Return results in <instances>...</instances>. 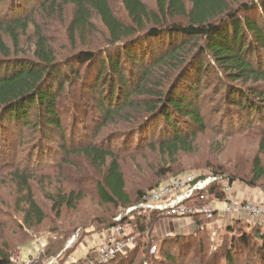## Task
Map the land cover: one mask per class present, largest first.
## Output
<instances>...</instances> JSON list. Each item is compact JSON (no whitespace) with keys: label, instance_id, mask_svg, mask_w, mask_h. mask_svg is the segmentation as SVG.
Returning <instances> with one entry per match:
<instances>
[{"label":"rangeland","instance_id":"obj_1","mask_svg":"<svg viewBox=\"0 0 264 264\" xmlns=\"http://www.w3.org/2000/svg\"><path fill=\"white\" fill-rule=\"evenodd\" d=\"M108 1L114 14L119 19L127 21L121 0ZM143 1L150 7L155 6V0ZM12 2L0 0V18H3V21L13 17L8 13ZM21 11L24 15L27 9ZM70 12L71 7L67 6L61 18L46 19L34 15L60 57L68 54L72 48L65 34ZM94 22L101 34L103 31L101 23L97 18ZM3 38L11 50L9 58L35 59L33 50L36 39L31 27L26 34L20 36L17 48L13 46L6 33L3 34ZM88 40L89 37L84 45V42L78 39L75 48L82 49L88 46L96 49L105 44L101 38L97 42L92 38L90 39L92 41ZM198 41L201 42V39ZM257 54L263 57L261 51ZM198 55L197 47L194 45L176 69L158 67L154 76L164 84L160 91L166 92L174 81H178L181 71L188 69L190 66L188 62L193 64ZM206 56L199 63L201 65L199 74L192 72L193 75L189 77V86L193 87V95L190 94L189 97L197 96V99L194 97L195 104L199 106L204 117L205 127L201 129L191 122L177 121V127L181 132L192 130L195 134L191 142V151L188 152L179 151L172 156L161 151L157 145L154 148L149 147L148 142L153 141L157 144L161 140L166 127L158 123L146 126L151 118L146 112L130 121L131 123L126 121V118L131 117L129 108L119 116L106 117L105 112L100 109L98 100L101 93L105 92L109 81L113 80V76L110 78L105 76L95 91H92L88 86L90 83L94 85L91 81V70L94 66L76 62L62 68L58 80L63 83V87L58 88V80L53 84L57 96L55 105L61 124L59 131L45 126L43 117L37 115L35 104L30 108L25 123L4 118L0 122V254L11 252V257L15 251H19L20 261L13 264H81V258L86 254L90 257L91 252L99 245L100 236L107 235L104 229L107 227L106 223L99 224L97 221L111 219L122 212L124 215H130L126 212L127 208L122 209L120 204L113 205L99 198L96 186L102 181L100 171L78 151L85 145L100 146L111 151L117 158L124 177L125 191L131 203L136 198L137 190L146 191L165 174L183 171L220 172L225 178L232 177L233 184L242 185L249 192L259 193L260 200H264V186L261 183L253 186L246 183L252 180V162L256 156L264 168V111L261 115L259 113V116L253 112L247 118L246 112L229 105L225 99L230 95L231 87L251 86L261 89L264 83L230 81L213 61L212 56ZM0 59L3 61L6 58ZM4 67L0 64V72ZM142 69L137 64H132V67L128 65L125 72L126 76H131L129 82L136 81L137 76L143 72ZM67 78L68 81L65 82ZM115 80L118 88L116 90L121 92L124 85ZM128 85L129 88L134 87L131 83ZM145 97L146 95H137L132 98L134 101H142ZM116 101L117 99H114L113 102ZM62 144L68 150L65 154L58 150V146ZM109 162L110 159L104 165V169ZM17 171L29 175L27 189L22 190L18 184L15 175ZM71 190L81 195V199L74 208L62 207L57 213L53 208L52 195ZM27 192L44 214L39 224H31L24 219L28 208L25 202ZM134 218L135 215L123 225L127 232L132 230ZM221 218L223 220L219 222L208 223L206 230L193 236L194 239L190 238L191 243L190 239H187L190 246L185 247L186 256L177 264H198L200 261L198 257L202 255L201 264H228L225 252L230 246L231 238L238 236L240 232H246L253 237L256 231L264 230V219L236 220L226 216ZM236 221L237 223H234ZM191 222L189 217L159 218L151 226L148 237L137 239L140 246L132 264H161L159 257L165 247L161 248V244L159 246L158 243L159 250L152 254L146 251V245L159 242L163 236L175 238L177 235L195 233L173 234L179 228L189 229V226L185 225L186 223L190 225ZM211 232H215L216 236L212 234L214 239L210 240L206 236ZM253 238L250 246H239L233 251V264H264V253L258 250L260 242ZM171 245L172 248L175 247ZM72 259L77 261L73 262ZM110 264H115V260Z\"/></svg>","mask_w":264,"mask_h":264},{"label":"trees","instance_id":"obj_2","mask_svg":"<svg viewBox=\"0 0 264 264\" xmlns=\"http://www.w3.org/2000/svg\"><path fill=\"white\" fill-rule=\"evenodd\" d=\"M12 1L8 13L13 17L8 21L0 18V57L6 58L3 61L0 59V64L5 66L0 72V122L6 117L19 123L27 122L29 110L35 104L37 115L43 117L45 126L59 131L61 124L56 110L57 96L53 84L61 75L64 65L68 66L76 62L94 66L91 70V81L94 85L90 83L88 86L92 91H95L94 89L105 76L109 78L113 76V80L109 81L105 92L101 93V98L98 100L100 109L105 112L106 117L119 116L129 108L131 117L126 118V121L131 123L130 121L137 119L141 113L150 114L151 118L146 126L158 123L165 126L166 130L163 131L164 136L157 144L152 141L148 142V146L154 148L157 145L161 151L173 156L179 151H191V142L195 137L192 130L181 132L177 127V121L191 122L201 129L205 127L204 117L199 106L195 104L197 96L194 95L196 99L189 97L190 94L193 95V87L189 86V77L193 75L192 72L199 74L201 68L199 63L207 57L206 55L212 56L213 61L230 81L264 83V0H155L154 7H150L143 0H121L127 21L119 19L114 14L108 0ZM67 6L71 7V12L65 34L72 48L68 54L60 57L52 41L48 40L37 23L35 16L57 19L63 15ZM20 7L27 9L24 15ZM96 18L103 27L101 34L94 22ZM30 27L36 39L33 50L35 59L9 58L11 50L3 34L6 33L13 46L17 48L20 36L26 34ZM88 37V41L96 42L101 38L105 44L96 49L88 46L82 49L75 48L78 39L86 45L85 40ZM198 39H201V42ZM194 45L197 47L199 57L193 64L188 62L190 66L181 71L178 81H174L166 92H161L164 84L155 79V70L166 66L171 70L176 69ZM259 51L263 53V57L258 56ZM61 58L65 60H60ZM132 64L140 65L143 72L139 77L137 76L136 81L129 82L131 76H126L125 71L128 65L132 67ZM114 80L124 85L121 92L116 90L118 88ZM128 83L133 84L134 87L129 88ZM57 84L58 88L63 87L60 80ZM229 94L225 98L226 102L246 112L247 118L253 112L259 116V113L261 115L264 111V87L261 89L251 86L231 87ZM137 95H146L145 100L134 101L132 97ZM114 99H117L116 103L113 102ZM58 150L63 154L68 152L64 144L58 146ZM78 151L82 152L92 166L100 171L102 181L96 186L99 198L106 203L120 204L122 209L138 204L142 197L160 181L179 173L170 175L167 173L146 191L137 190L136 198L131 203L125 191L124 177L117 158L111 151L94 144L82 146ZM108 159L110 162L104 169ZM211 173L222 176L220 172ZM15 175L22 190L27 189L29 175L18 171ZM226 177L230 183L234 182L232 177ZM251 179L246 181L249 186L256 183L264 186V168L257 156L252 162ZM219 185L216 183L209 189V193L216 199L222 198ZM80 199L81 195L74 190L59 192L51 197L53 208L57 213L62 207L74 208ZM25 202L28 205L25 221L39 224L44 214L29 192ZM129 214L131 216L122 212L119 221H115V217L120 213L111 219L97 221L99 224L106 223L108 228L116 223L126 225L129 218L135 215L130 231L135 236L134 247L126 253L117 254L105 264H110L113 260L115 264H132L138 252L140 244L137 239L145 237V218L140 210H134ZM194 219L197 225L195 233L177 235L175 238L163 236L159 242H156V251L159 250L160 244L161 248L165 247L160 254L159 263L177 264L183 256H186L185 247L191 243L190 238L194 239L193 236L203 233L207 227L202 217L195 216ZM212 234L216 236L215 232L205 236L211 240L214 239ZM254 235L255 238L246 232H240L238 236L231 238L230 246L225 252V260L228 264L234 262L233 251L239 246H250L252 238L260 242L258 250L264 253V230L256 231ZM187 239H190V243ZM151 244L146 245V251L150 250ZM171 244L175 247L172 248ZM10 255L11 252L1 253L0 264H13L9 260ZM202 258L203 255L198 257L200 260H197L198 264L202 263Z\"/></svg>","mask_w":264,"mask_h":264},{"label":"built area","instance_id":"obj_3","mask_svg":"<svg viewBox=\"0 0 264 264\" xmlns=\"http://www.w3.org/2000/svg\"><path fill=\"white\" fill-rule=\"evenodd\" d=\"M219 183L221 199H216L209 193V189ZM233 183L223 176L211 172L183 171L160 181L151 188L134 206L126 212L140 210L145 218V237H148L151 225L159 218H191L195 224V216L203 218L205 225L211 223L214 217L226 216L231 219L244 220L245 218L264 219V200H240L233 195ZM223 201L224 208L216 209L214 203ZM121 215L115 217L119 221ZM100 243L89 257L86 254L81 258V264H105L117 254L126 253L135 245V236L125 227L116 223L105 228ZM71 243V241H69ZM157 244L152 243L150 253H155ZM16 263L20 261V252L15 251L10 257ZM71 261L76 262V259ZM79 261V260H78Z\"/></svg>","mask_w":264,"mask_h":264},{"label":"crops","instance_id":"obj_4","mask_svg":"<svg viewBox=\"0 0 264 264\" xmlns=\"http://www.w3.org/2000/svg\"><path fill=\"white\" fill-rule=\"evenodd\" d=\"M233 195L237 198V199H240V200H260L261 199V196L259 193H256V192H249L244 186L242 185H235L233 184ZM216 209L218 210H221L224 208V205L225 203L223 201H217L216 203H214ZM223 220L221 217L219 216H216L214 217V219L211 221V223L213 222H219ZM157 221V220H156ZM153 225V224H152ZM151 225V226H152ZM185 226H189V229L187 230H183L185 227L183 228H179L175 231V233L173 234H178V233H189V232H195L197 230V227L195 226V224H193L192 222L190 223H186ZM177 232V233H176Z\"/></svg>","mask_w":264,"mask_h":264}]
</instances>
